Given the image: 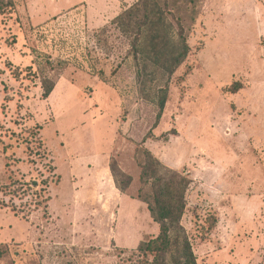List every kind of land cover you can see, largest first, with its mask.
Listing matches in <instances>:
<instances>
[{
    "label": "rangeland",
    "instance_id": "obj_1",
    "mask_svg": "<svg viewBox=\"0 0 264 264\" xmlns=\"http://www.w3.org/2000/svg\"><path fill=\"white\" fill-rule=\"evenodd\" d=\"M7 1L0 264H132L159 232L139 199L146 151L190 179L198 264H264V0L202 1L159 119L164 81L139 82L113 22L137 0Z\"/></svg>",
    "mask_w": 264,
    "mask_h": 264
},
{
    "label": "trees",
    "instance_id": "obj_2",
    "mask_svg": "<svg viewBox=\"0 0 264 264\" xmlns=\"http://www.w3.org/2000/svg\"><path fill=\"white\" fill-rule=\"evenodd\" d=\"M202 1L137 0L113 20L129 39V52L138 62L139 82L164 81V85H156L157 119L166 102V83L189 53L186 30L195 23ZM9 6V1L0 0V14L6 12ZM150 66L156 67L159 73L149 69ZM43 88V96L47 97L53 86L43 85ZM238 89V83H234L232 91ZM146 153L148 161L140 163V180L142 187L151 184V188L147 191L141 188L139 199L147 205L150 217L159 225V232L139 243L133 252L135 259L132 264H198L189 236L181 225L190 179L164 166L149 151ZM111 169L114 173V167L111 166ZM125 182L121 186L117 181L121 191L130 184V176L126 175Z\"/></svg>",
    "mask_w": 264,
    "mask_h": 264
}]
</instances>
